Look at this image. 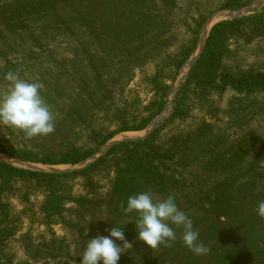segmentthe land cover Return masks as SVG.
Wrapping results in <instances>:
<instances>
[{
    "label": "rangeland",
    "instance_id": "1",
    "mask_svg": "<svg viewBox=\"0 0 264 264\" xmlns=\"http://www.w3.org/2000/svg\"><path fill=\"white\" fill-rule=\"evenodd\" d=\"M29 1L32 0H0V96L8 91L9 85L4 77L10 71L40 83L41 95L55 116V131L47 136L28 139L24 132L0 124V143L59 158L72 144L79 147L93 145L88 137V130L104 128L103 135H114L98 146L90 156L74 164L32 162L11 158L4 153H0V160L19 168H39L46 173L81 168L99 153L101 157L104 156L112 147L109 144L113 142L126 141V138L144 139L157 129L159 135L179 130L189 131L200 128L202 120H205L207 124H212V133L222 132L225 135V142L216 148L218 156L213 158L216 167L211 169L201 161L192 170V176L203 189L223 178H229L227 184H233L232 189L235 192L238 190V182L250 180L254 175L253 184H246L239 189L240 202L235 211H239L238 206L257 210L259 202L264 201L261 193L264 183V117L257 116L249 120L236 118L230 121L232 115L229 116L227 112L228 102L235 92L227 90L222 95L212 97V107H217V110H211L209 105L199 107L193 103L194 108L185 118L175 119L171 123L168 121L174 111L176 97L190 70L189 62L199 52L203 29L207 30V39L213 25L231 20L229 13L235 15V18H243L264 12V0H251L238 8H221L225 0H175L173 5L167 7L162 5L160 0H55V6L60 8V13H64V16L69 13L70 17L66 19L70 23L69 29L57 25L51 16L41 19L35 12L42 0H33L31 9L36 8L31 10L33 14L22 15L27 27L17 26L14 21L12 25L8 21L4 23V18L11 15V4ZM49 14L47 12L46 16ZM82 14L85 16L81 17ZM201 15L204 17L202 23L192 22L193 18L198 20ZM128 18L141 19L140 30L145 35L141 38L137 35L129 40L123 50L124 46H120L122 33L128 27H133ZM210 18L211 22L208 24ZM86 19H92V28L85 25ZM196 29L199 31L197 43L188 59L183 61L177 70L175 65L181 56L172 60L173 64L162 67L166 56H177L192 39L191 31ZM115 34L120 38H115ZM95 35L102 36V39H97ZM155 35L157 40L154 38L151 43V37ZM142 42L144 46L135 50ZM128 49L141 58L134 61L131 56H126ZM111 53L115 54L112 65L108 72L102 73L100 82L91 73V82L84 81L82 72L88 70L89 63H96L97 58L100 59L105 54L108 57ZM237 54L249 55L242 50H237ZM158 73L159 81L170 86L162 111L142 129L119 131L124 124L133 127L137 125L140 118L148 114L146 107L149 103L160 97L161 91L158 92L154 84L147 80ZM106 80L110 82L104 84ZM106 91H109L110 98L104 100L106 96L103 97V92ZM258 97L264 100V94H259ZM154 107L156 105L152 102L150 108ZM69 111H74L73 115ZM261 150L263 151L258 155L259 163L255 171L248 170L252 157ZM17 159L22 163L16 162ZM79 191L77 184L73 193L78 194ZM44 199L45 191L40 187L15 178L9 182L0 178V224L10 226V235L0 242V262L3 264H7L8 259L13 264H45L43 258L35 255V251L29 246L39 247L42 242L60 237L65 239L72 250L68 264L81 263L78 252L80 241L76 229L46 217L41 211ZM71 207L69 203L65 206ZM184 212L192 219L193 228L198 232L197 227L200 224L195 223L194 214L191 211ZM63 215L68 216L69 212H63ZM103 216L102 213L96 212L94 221L101 222ZM87 221L83 223L85 226L91 224ZM91 232L103 235L97 230L91 229ZM176 234V240L183 243L182 229H176ZM25 248L28 249L27 253Z\"/></svg>",
    "mask_w": 264,
    "mask_h": 264
},
{
    "label": "trees",
    "instance_id": "2",
    "mask_svg": "<svg viewBox=\"0 0 264 264\" xmlns=\"http://www.w3.org/2000/svg\"><path fill=\"white\" fill-rule=\"evenodd\" d=\"M54 1L42 0L37 9L34 7L31 9L33 0L11 4V15L4 18V23L8 21L12 25L15 22L17 26L27 27L22 15L33 14L31 10L36 9L35 13L41 19L51 16L52 21L57 25L69 29L70 23L66 21L67 17H70L69 13L66 14L67 16L60 13L61 10L55 6ZM249 1L251 0H225L221 8H238ZM160 2L167 7L173 5L175 0H160ZM47 12L50 13L49 16H46ZM128 19L133 27H128L122 33L123 40L120 41L122 43L120 46H124L123 50L129 40L137 35H140V38L145 35L140 30L141 19ZM203 20L204 17L201 15L198 20L193 18L192 22L202 23ZM92 23V19L90 21L86 19L85 25L92 28ZM191 32L193 36L189 43L177 56L174 54L166 56L162 67L173 64L172 60H177L181 56L178 64L175 65L177 70L179 65L188 59L196 46L199 34L197 29ZM95 37L100 40L102 36L95 35ZM114 37L120 38L116 34ZM154 38L157 40V35L151 37V43L154 42ZM143 46L142 42L135 50ZM237 50L247 52L251 56H239ZM126 56L129 58L131 56L134 61L141 58L140 55L132 54L131 49L127 50ZM114 57V53L108 54V57L105 54L100 59L97 58L98 62L89 63L88 70L82 72L85 76L84 81L91 82L89 76L91 73L100 82L102 73L109 71ZM158 78L159 73L147 78L158 92L161 91L160 97L152 101L156 107L150 108L152 106L150 102L146 107L148 114L140 118L137 125L133 127L124 124L119 131L142 129L162 111L164 98L170 86L162 84ZM112 81L113 79L111 82L106 80L103 83L111 84ZM227 90L235 92L228 102L227 112L229 116L232 115L230 121L236 118L249 120L257 116L264 117V100L258 97L259 94H264V12L221 21L212 26L203 50L190 68L176 97L174 111L168 122L185 118L194 108L192 105L195 103L199 107L208 105L212 107V97L222 95ZM103 97L104 100L109 99V91L103 92ZM211 110H217V107H212ZM69 113L73 115L74 111ZM69 113H67L68 117ZM211 128L212 124L202 120L200 128L189 131L179 130L159 135L157 129L144 139L118 142L91 165L70 172L46 173L19 168L0 161V178L8 182L15 178L45 191L41 211L53 222L63 223L76 229L80 241L79 260L82 259L81 255L88 239L97 236L95 232H91V229L107 236L109 234L107 230L114 226L122 228L126 240L132 245L125 247L119 264H264V218L257 214L255 208L253 210L245 208L246 206H238L239 211H235L236 205L240 202L239 189L246 184H253L255 176L252 175L250 180L238 182L236 184L238 190L235 192L232 189L233 184H227L229 178H223L220 182H214L203 189L192 176L194 175L192 170L201 161L211 169L216 167L213 158L218 156L216 148L225 142V135L222 132L212 133ZM100 129L88 130V137L93 145L79 147L72 144L60 154L59 158H52L29 149H17L2 143H0V153L32 162L74 164L90 156L98 146L114 135L113 133L103 135L104 128ZM263 150L252 157L248 170L255 171L259 163L258 155H261ZM77 184L80 191L74 194ZM143 192L151 193L155 200L174 195L179 208L183 212L191 211L195 216V223L200 224L197 227L200 242L209 249L208 253L195 255L180 240V242L176 240L171 247L162 245L152 250L137 239L134 224L136 217L134 214L126 215L123 208L127 204L128 197ZM261 193L264 199V183ZM231 199L232 203H230ZM68 203L71 208H65ZM63 212H69V215L64 216ZM96 212L104 215L101 222L94 221ZM90 218L92 220H89ZM85 221L91 224L85 226L83 224ZM9 229L10 226L0 224V242L10 235ZM116 243L122 245L123 242L116 241ZM29 247L35 251V255L43 258L45 264H57V261L68 264V259L72 256V250L61 237L42 242L39 247ZM27 251L28 249L25 248L26 253ZM7 264L13 263L8 259Z\"/></svg>",
    "mask_w": 264,
    "mask_h": 264
},
{
    "label": "clouds",
    "instance_id": "3",
    "mask_svg": "<svg viewBox=\"0 0 264 264\" xmlns=\"http://www.w3.org/2000/svg\"><path fill=\"white\" fill-rule=\"evenodd\" d=\"M4 79L9 87L7 93L0 96V124L24 132L28 139L53 133L55 116L41 95L42 85L12 71L6 73ZM123 211L126 215H135L137 239L152 250L162 245L171 247L177 239L176 229H182L181 239L193 254L206 255L209 251L200 242L192 219L179 208L174 195L155 200L149 192L138 193L128 197ZM257 214L264 218V201L259 202ZM107 231V236L88 239L81 264H119L125 247L132 245L122 228L113 226ZM116 241L123 243L119 245Z\"/></svg>",
    "mask_w": 264,
    "mask_h": 264
},
{
    "label": "water",
    "instance_id": "4",
    "mask_svg": "<svg viewBox=\"0 0 264 264\" xmlns=\"http://www.w3.org/2000/svg\"><path fill=\"white\" fill-rule=\"evenodd\" d=\"M215 16V15H214ZM228 16H229V18L232 20V19H234L236 16L235 15H233L232 13H229L228 14ZM211 22V18L208 20V24ZM206 35H207V30H206V28H204L203 29V36H202V38H201V40H200V45H199V52H198V54L193 58V59H191L190 60V62H189V67L191 68L192 66H193V64L196 62V60L198 59V57H199V55H200V53H201V51L203 50V48H204V45H205V42H206ZM149 132H147V134H148ZM147 134H146V136H147ZM145 136V137H146ZM139 139H143V138H126L125 140L126 141H128V140H139ZM117 143V142H116ZM115 142H113V143H111V144H109L110 146L112 145H114V144H116ZM109 146V147H110ZM102 152V151H101ZM101 157V153H99V155H97V156H95V157H93V159L88 163V164H86V165H84V166H82L81 168H71V169H67V170H54L53 172H50V173H63V172H70V171H75V170H80V169H82V168H85V167H87V166H89V165H91L92 163H94L96 160H98L99 158ZM11 158H13V157H11ZM0 161H2V160H0ZM4 162V161H3ZM16 162H19V163H22L20 160H16ZM32 170H37V171H42V172H45V171H43V170H40L39 168H35V169H32Z\"/></svg>",
    "mask_w": 264,
    "mask_h": 264
}]
</instances>
